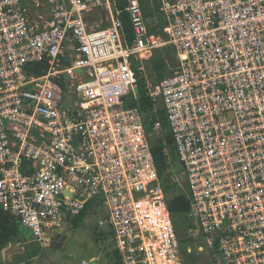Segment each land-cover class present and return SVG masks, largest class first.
<instances>
[{"label":"built area","instance_id":"obj_1","mask_svg":"<svg viewBox=\"0 0 264 264\" xmlns=\"http://www.w3.org/2000/svg\"><path fill=\"white\" fill-rule=\"evenodd\" d=\"M34 2L42 26L0 0L1 207L48 246L97 197L121 264H183L135 91L171 44L178 65L146 81L181 166L171 179L213 264H264V0H158L164 36L140 0Z\"/></svg>","mask_w":264,"mask_h":264},{"label":"trees","instance_id":"obj_2","mask_svg":"<svg viewBox=\"0 0 264 264\" xmlns=\"http://www.w3.org/2000/svg\"><path fill=\"white\" fill-rule=\"evenodd\" d=\"M142 5L143 14L145 17L150 18L147 22L148 31L154 33H162L166 19L158 9V0H140ZM122 19L128 36L131 37L129 20L123 14ZM44 64L37 63L34 65L36 73H42V67ZM178 65L175 49L171 44L165 45L162 48L155 49L150 60L145 63V71L137 72V87L139 89L140 96L137 99V107L142 115L143 124L145 127L146 135L149 141V147L152 153L154 166L158 176V182L161 184L165 194L168 210L172 218L173 226L176 230V234L181 242H190V239H185L182 230L187 236L193 233L195 228L194 224L188 217L190 210V201L184 190L171 179L172 167L175 163L179 162L175 151V146L172 138V134L167 125V119L163 108H160V104L157 107V111H154V102L151 100L146 81L151 80L153 83L158 82L166 75L170 74L173 69ZM155 116L160 120L161 130H154ZM101 200L97 197L91 198L86 202L82 211L72 217L68 218V222L77 227L80 221L84 218L89 210L99 204ZM192 230H190V229ZM111 233V230L109 231ZM95 240L98 241L100 234L95 231ZM20 242L27 243L25 256L32 258L40 254L41 247L36 242L32 241L31 232L24 227L20 219L11 214L9 211L4 210L0 205V250L4 249L9 243ZM183 253L188 255L186 250ZM180 248V251H182ZM110 254V253H109ZM109 258L112 259L113 264H121L119 255L116 251L112 250ZM20 257L18 256L17 259ZM0 264H3L0 261Z\"/></svg>","mask_w":264,"mask_h":264},{"label":"rangeland","instance_id":"obj_3","mask_svg":"<svg viewBox=\"0 0 264 264\" xmlns=\"http://www.w3.org/2000/svg\"><path fill=\"white\" fill-rule=\"evenodd\" d=\"M26 2L29 8V14L32 20L42 26L48 21V15L45 9V5L35 7L33 4L34 0H22ZM40 15L42 17H40ZM160 34L162 36L163 32ZM161 105V103H160ZM162 106H160L161 108ZM161 130V129H160ZM173 174H177L180 178H183L181 173V166L179 162L175 163L172 167ZM185 184L183 183L182 186ZM106 211L103 204L100 202L94 208L89 210L84 218L80 221L77 227H70L69 225L65 228L61 235H55L51 237V242L48 246H42L41 251L46 255V258L50 260L53 257L54 262L52 264H80L82 260L89 261L91 255L102 252L104 261L111 263V260L107 257V254L112 252V235L110 230L106 226H99L98 221L105 217ZM196 228V227H195ZM190 229V228H189ZM192 230V229H190ZM95 231L99 233L100 238L98 241L95 240ZM185 239H190V242H181L180 248L186 250L188 255L180 251L183 259V264H213L212 250L208 249L205 241V236L193 230V233L185 234L182 230ZM195 233V234H194ZM50 234V233H49ZM203 245L204 251H199ZM27 243L12 242L9 243L3 249V259L6 264H17L19 261H25L26 263L33 264L34 258H28L25 256V249ZM57 249L58 256H54ZM109 254V255H110ZM20 257L17 259V257ZM51 257V258H50ZM36 262V261H35ZM45 264H48L45 261Z\"/></svg>","mask_w":264,"mask_h":264},{"label":"crops","instance_id":"obj_4","mask_svg":"<svg viewBox=\"0 0 264 264\" xmlns=\"http://www.w3.org/2000/svg\"><path fill=\"white\" fill-rule=\"evenodd\" d=\"M70 226V227H72V225L67 221V222H65L64 223V226H63V228H62V230L60 231H57V232H54V234H53V236H55V235H61L62 234V232L65 230V228L67 227V226ZM52 236V237H53ZM112 237H113V234H112ZM18 243H20V242H18ZM112 246H113V239H112ZM112 249H113V247H112ZM57 252V249H54L53 250V252ZM54 256H58V252L57 253H55L54 254ZM103 257V255H102V252L100 251V252H98L97 254H93V255H91V257L89 258L90 260V264H91V261H95V263L94 264H110V263H107V262H105L104 261V258H102ZM107 257L109 258V256L107 255ZM34 258V261H33V264H45V261L49 264V259L48 258H46V255L44 254V253H42V252H40V254L39 255H37V256H34V257H32V259ZM51 258V257H50ZM110 259V258H109ZM36 261V262H35ZM113 259H112V264H113ZM54 262V259H53V257L51 258V260H50V264H52Z\"/></svg>","mask_w":264,"mask_h":264},{"label":"water","instance_id":"obj_5","mask_svg":"<svg viewBox=\"0 0 264 264\" xmlns=\"http://www.w3.org/2000/svg\"><path fill=\"white\" fill-rule=\"evenodd\" d=\"M28 68H31V66H26V69H28ZM135 91H136V97L138 98L140 96L138 87H136ZM128 105L131 106V107H135L136 106V100H131ZM194 230L196 232V229L195 228H194ZM94 263H95L94 260L91 261V264H94Z\"/></svg>","mask_w":264,"mask_h":264}]
</instances>
